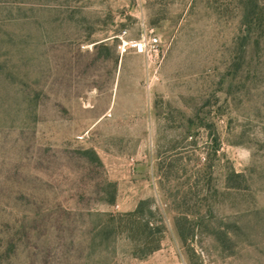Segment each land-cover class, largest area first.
I'll return each instance as SVG.
<instances>
[{"label": "rangeland", "instance_id": "1", "mask_svg": "<svg viewBox=\"0 0 264 264\" xmlns=\"http://www.w3.org/2000/svg\"><path fill=\"white\" fill-rule=\"evenodd\" d=\"M0 264H264V0H0Z\"/></svg>", "mask_w": 264, "mask_h": 264}, {"label": "trees", "instance_id": "2", "mask_svg": "<svg viewBox=\"0 0 264 264\" xmlns=\"http://www.w3.org/2000/svg\"><path fill=\"white\" fill-rule=\"evenodd\" d=\"M144 204L145 202L144 201H140L138 207L132 211V212H129L127 215L130 216V217H134L137 221V223H139L141 228H140V234L141 236L139 237L140 240H146L148 239V235H149V231L146 227L149 228V225L147 222L144 221V223L141 221L143 219L142 217V213L144 212ZM138 218V219H137ZM142 225V226H141ZM157 248V246H154V247H146V248H143L141 249V253L142 254H149L150 252L154 251L155 249Z\"/></svg>", "mask_w": 264, "mask_h": 264}, {"label": "built area", "instance_id": "3", "mask_svg": "<svg viewBox=\"0 0 264 264\" xmlns=\"http://www.w3.org/2000/svg\"><path fill=\"white\" fill-rule=\"evenodd\" d=\"M133 46H136L138 51H145L149 56H156L158 54V40L155 36H149L147 38H142L139 43H132ZM126 48L123 47V50Z\"/></svg>", "mask_w": 264, "mask_h": 264}]
</instances>
